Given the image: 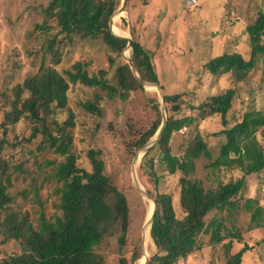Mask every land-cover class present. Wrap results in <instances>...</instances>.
I'll return each instance as SVG.
<instances>
[{
	"label": "rangeland",
	"instance_id": "374dc122",
	"mask_svg": "<svg viewBox=\"0 0 264 264\" xmlns=\"http://www.w3.org/2000/svg\"><path fill=\"white\" fill-rule=\"evenodd\" d=\"M185 1L134 0L129 6L127 3L117 25L122 28L124 21L130 24L138 40L152 56L162 96L182 94V110L173 114L175 118L191 116L194 113L191 106L198 108L204 104L207 107V114L203 118H198L192 125L172 135V153L181 158L188 145L200 134L216 159L224 141L223 135H214L216 132L231 128L246 113H264V61L259 57L255 69L244 81L237 83L229 74L211 75L205 69V64L223 53L238 52L244 58H250L247 27L254 23L259 11L264 12V0H198V5L193 9L187 8ZM48 4L49 0H0V142H5L4 156L15 157L10 165L12 187L9 190L15 198L13 209L28 212L34 220L42 215L50 219L61 214L58 209L59 197L55 192L57 182L52 175L53 163L63 162L65 157L49 149L38 151L40 139L31 137V125L26 120L15 125L5 124L6 113L10 110L7 96L12 97L16 85L38 72L44 54L47 63L53 64L48 50L51 40H55L54 49L62 55L61 63L54 66L60 73L64 74L76 61H85L91 65L90 74L105 69L106 78L112 85L117 82L115 70L112 69L115 66L112 67L109 62L110 56H114L118 65L127 63V58L132 55V50L127 49L124 51L126 58L123 55L119 58L102 43L75 39L73 44H69L59 34L60 28L56 22L47 19ZM45 25L50 29L40 28ZM125 32L129 33L127 37L133 39L129 27ZM153 87L154 90L144 87V91L131 92L126 100H110L105 91H96L81 84L71 85L68 92L69 108L75 114L71 151L79 158V166L89 170L88 152L100 150L106 162V174L128 198L131 227L128 245L122 254L130 258L136 243L140 242L143 255V227L149 206L153 203L147 195L154 199L157 192L170 194L176 216L181 219L185 216L180 205L183 186L197 184L209 190L221 182H236L245 178L246 185L237 197L238 206L230 218L226 211H213L205 219L207 224L214 219L222 221L233 233L239 232L241 239L229 238L212 244L210 233L203 234L199 237L201 249L177 264H228L245 245L250 248L245 250L241 264H264V224L254 225L251 212L244 208L247 200H256L254 207L264 208L262 174L246 176L240 168L214 170L207 167L209 160L201 158L194 171L181 170L176 174L159 171L160 184L157 187L139 168L143 153L133 171L134 157L139 150L132 154L127 147L149 130L156 120L152 98L159 101L161 113L163 107L166 112V104L161 105L159 90ZM229 89L235 90L236 95L225 127L221 116L210 114L209 108L215 96ZM96 96H102L99 116L83 107L85 102L95 100ZM67 118V110L59 111L56 115L60 124ZM256 137L264 149V130H259ZM14 145L17 147L14 148ZM18 164L22 166L21 171L15 170ZM154 164L158 165L157 161ZM135 178L142 191L136 186ZM228 242H232L229 252L226 250ZM147 250L150 260L159 253L153 242L150 247L147 246ZM96 251L106 257L108 264H117L121 254L116 238L106 239ZM20 252L16 242L3 243L0 232V264Z\"/></svg>",
	"mask_w": 264,
	"mask_h": 264
},
{
	"label": "trees",
	"instance_id": "16d2710c",
	"mask_svg": "<svg viewBox=\"0 0 264 264\" xmlns=\"http://www.w3.org/2000/svg\"><path fill=\"white\" fill-rule=\"evenodd\" d=\"M132 1L134 0H128V6ZM120 5L121 0H49L46 17L56 22L60 28L59 34L63 35L69 44H73L75 39L102 43L111 54L121 58L128 43L116 37L109 28L110 18ZM128 27L133 37L131 59L137 73L144 81L158 84L152 56L138 40L130 24L124 21L121 29L125 31ZM40 28L50 29L47 25ZM247 33L251 48L249 59L238 52L223 53L205 64L207 72L214 76L229 74L236 83L244 81L255 69L259 57L264 61L263 11H259L254 23L247 27ZM54 45L55 40L49 41L48 50L52 55L53 64L47 63L44 54L38 72L22 84L16 85L12 90V97L7 96L10 110L6 113L5 124L15 125L26 120L31 125V137L40 139L38 151L49 149L58 156L65 157V161L53 163L52 175L57 182L55 192L59 197L58 209L61 214H56L50 219L42 215L38 220H34L28 212L13 209L15 198L9 190L12 187L10 165L15 157L4 156L5 142L1 141L0 232L3 243L14 241L21 251L20 254L4 260L3 264H108L106 257L96 251L108 238L117 239L121 253L117 264H136L142 257L140 242L136 243L130 258L122 254L128 245L131 227L128 198L106 174V162L102 152H88V170L79 166V158L71 151L75 114L69 108L68 92L71 85L81 84L96 91H105L110 100H126L131 92L144 91V87L128 63L116 65L112 55L109 62L112 67L115 66L112 69L115 70L116 85L107 80L105 69L90 74L91 65L85 61H76L62 74L54 67L61 63L62 56L54 49ZM235 95V90L229 89L215 96L214 101L210 103V114H219L225 127L228 125L227 115L232 109ZM101 99L102 96H96L95 100L85 102L83 107L99 116ZM164 101L168 120L166 130L160 141L143 156L139 166L143 174L157 187L160 184L159 171L170 174L181 170L194 171L197 161L201 158L209 160L207 167L214 170L240 168L246 176L263 174L264 149L256 134L259 130H264V113H246L242 120L231 128L216 132L215 136H224L220 155L216 159L200 134L179 158L172 153V135L192 125L198 118H203L207 114V107L204 104L198 108L191 106L194 112L191 116L175 118L173 114L182 110V94L166 95ZM152 107L156 112V120L138 140L128 145L127 148L132 154L143 148L162 125L163 118L157 98H152ZM62 110H67L68 118L60 124L56 115ZM13 147L16 148L17 145ZM155 161L158 165L154 164ZM15 170L21 171V164L16 165ZM245 185L246 179L242 178L236 182H221L209 190L197 184L183 186L180 205L185 216L181 219L176 216L172 196L157 192L154 200L158 209L151 228L150 245L153 242L159 253L149 264H177L180 260L188 258L201 249L199 237L203 234L210 233L212 244H219L229 238L241 239L239 232L233 233L222 221L214 219L207 224L205 219L213 211H226L230 218L238 206L237 197ZM254 201L247 200L244 208L251 212L252 223L260 226L264 224V208L254 207ZM249 248L245 245L228 264H241L244 252ZM231 249L232 242H228L227 252Z\"/></svg>",
	"mask_w": 264,
	"mask_h": 264
},
{
	"label": "water",
	"instance_id": "95a60500",
	"mask_svg": "<svg viewBox=\"0 0 264 264\" xmlns=\"http://www.w3.org/2000/svg\"><path fill=\"white\" fill-rule=\"evenodd\" d=\"M127 3H128V0H122V5H121V7H120L119 9H117V10L114 12V14L111 16V18H110V22H109V28H110L111 32H112L116 37H119V38L124 39V40L127 41L128 44H127L126 48L124 49V51L127 50V49L133 50V40H132V38H129V37H127V36H119V35L115 34V33L113 32V25H114V19H115V16H116L117 14H120V13H122V12L125 11L126 6H127ZM124 51L122 52V55H123L124 58H126V56H125V54H124ZM127 63H128V65L130 66V68H131L133 74L135 75V77L138 79V81L140 82V84H141L143 87H148V86H156V87H157V89L159 90L160 98H161V100H162V101H161V103H162L161 105H164V104H165V101H164V97L162 96L161 87H160L157 83H148V82L144 81V80L139 76V74L137 73V70H136V68H135V66H134V64H133L131 58H127ZM160 91H161V92H160ZM163 109H164V107L162 108V118H163L162 125H161L160 129L158 130V132L156 133V135L154 136L155 139L153 140L152 143H150L151 145H148V143H149V142H148L143 148L139 149V151L136 153V155H135V157H134V162H133V171H134V172H135V166H136L137 162H138L139 159H140L141 153H143V155H145V154H146V153H147V152H148V151H149V150H150L155 144H157V142L160 141V139L163 137V134H164V132H165V130H166V127H167V124H168V120H167V117H166V112H165ZM135 182H136V186L138 187V189H139L140 191H142V188H141L140 184L138 183V181L136 180V178H135ZM147 196H148V198H149L150 200L153 201V204H154V209H153L152 215H151V217H150V219H149L150 231H151L152 224H153L154 219H155V216H156V214H157V209H158V207H157V204H156L155 200H154L153 198H151L149 195H147ZM144 227H145V226H144ZM144 227H143V229H144ZM142 246H143V256H144V253H145V250H144V248H145V234H143ZM149 263H150V259H149V258H146L144 264H149Z\"/></svg>",
	"mask_w": 264,
	"mask_h": 264
},
{
	"label": "bare ground",
	"instance_id": "6f19581e",
	"mask_svg": "<svg viewBox=\"0 0 264 264\" xmlns=\"http://www.w3.org/2000/svg\"><path fill=\"white\" fill-rule=\"evenodd\" d=\"M122 17V13L118 14L117 16H115V19H114V25H113V31L117 34H119V36H128L129 33L125 32L124 30H122L118 25L117 23L119 22V19ZM149 90H154V87L153 86H148ZM153 209H154V204L152 203L150 206H149V212H148V218L146 220V223H145V227H144V234H145V253H144V256L142 257V259L140 260V264H144L146 258H148V250H147V246L150 247V238H151V235H150V224H149V219L152 215V212H153Z\"/></svg>",
	"mask_w": 264,
	"mask_h": 264
},
{
	"label": "built area",
	"instance_id": "2783aa9c",
	"mask_svg": "<svg viewBox=\"0 0 264 264\" xmlns=\"http://www.w3.org/2000/svg\"><path fill=\"white\" fill-rule=\"evenodd\" d=\"M197 3H198L197 0H186V1H185V5H186V7L189 8V9H193V8H195L196 5H197Z\"/></svg>",
	"mask_w": 264,
	"mask_h": 264
},
{
	"label": "clouds",
	"instance_id": "9594fccd",
	"mask_svg": "<svg viewBox=\"0 0 264 264\" xmlns=\"http://www.w3.org/2000/svg\"><path fill=\"white\" fill-rule=\"evenodd\" d=\"M197 1H198V0H197ZM197 5H198V3H197ZM197 5H196V6H197ZM262 175H263V178H262L263 180H262V181H263V183H264V172H263ZM150 235H151V231H150ZM142 257H143V255H142ZM142 257H141V259H142ZM141 259H140V260H141ZM140 260L138 261L139 264H140ZM150 261H151V260H150Z\"/></svg>",
	"mask_w": 264,
	"mask_h": 264
}]
</instances>
